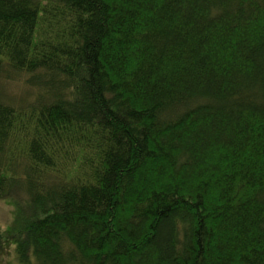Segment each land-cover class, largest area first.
I'll use <instances>...</instances> for the list:
<instances>
[{"label":"trees","instance_id":"trees-1","mask_svg":"<svg viewBox=\"0 0 264 264\" xmlns=\"http://www.w3.org/2000/svg\"><path fill=\"white\" fill-rule=\"evenodd\" d=\"M0 199L16 264H264V0H0Z\"/></svg>","mask_w":264,"mask_h":264},{"label":"rangeland","instance_id":"rangeland-1","mask_svg":"<svg viewBox=\"0 0 264 264\" xmlns=\"http://www.w3.org/2000/svg\"><path fill=\"white\" fill-rule=\"evenodd\" d=\"M21 84L19 77L14 83L9 84L5 91L12 97L16 96L22 88ZM13 209L10 199H0V264H16L13 245L8 240L9 228L14 216Z\"/></svg>","mask_w":264,"mask_h":264}]
</instances>
